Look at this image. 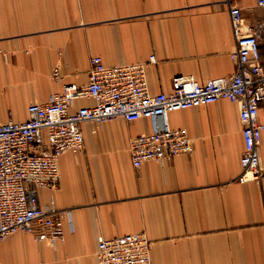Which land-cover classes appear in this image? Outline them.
Masks as SVG:
<instances>
[{"label": "crops", "instance_id": "0c3cea01", "mask_svg": "<svg viewBox=\"0 0 264 264\" xmlns=\"http://www.w3.org/2000/svg\"><path fill=\"white\" fill-rule=\"evenodd\" d=\"M231 7L248 26L264 20L257 0H0V108L13 114L0 115V124L26 121L31 104L48 102L65 85L86 86L96 56L108 67L154 56L147 69L153 95L171 93L179 80L233 76ZM260 51L264 65V37ZM93 105L81 99L74 111ZM169 121L188 131L194 153L140 169L130 141L151 133L149 120L85 124V150L63 155L58 190L40 193L43 205L53 195L70 212L65 240L53 246L19 232L0 244V264H99V236L142 232L153 242V264H264V179L238 181V104L172 112ZM260 154L264 165V133Z\"/></svg>", "mask_w": 264, "mask_h": 264}, {"label": "built area", "instance_id": "2783aa9c", "mask_svg": "<svg viewBox=\"0 0 264 264\" xmlns=\"http://www.w3.org/2000/svg\"><path fill=\"white\" fill-rule=\"evenodd\" d=\"M257 5L264 8V0H257ZM230 16L237 39V51L232 55L237 70L229 78L205 84L179 80L171 93L153 95L147 69L156 64L154 56L148 63L110 67L96 56L91 58L86 86L65 85L63 92L52 94L48 102L31 104L26 121L10 119L0 124V244L19 232L53 246L65 240L64 223L71 218L70 212L59 209L53 195L43 205L40 193L58 190L63 155L85 150L83 126L87 123L102 124L120 117L129 122L149 120L151 133L130 141L133 166L140 169L146 162L164 164L194 153L188 131L171 127L170 113L228 100L238 104L243 126L244 153L238 181L261 183L264 65L260 48L264 20L248 26L239 7H231ZM54 77L61 79L57 68ZM81 99L92 100L94 105L74 111ZM9 116L12 118L11 113ZM152 251L153 242L143 232L98 238L99 264H153Z\"/></svg>", "mask_w": 264, "mask_h": 264}, {"label": "rangeland", "instance_id": "374dc122", "mask_svg": "<svg viewBox=\"0 0 264 264\" xmlns=\"http://www.w3.org/2000/svg\"><path fill=\"white\" fill-rule=\"evenodd\" d=\"M0 115L2 116L3 119H6L9 117V113H8V110L6 107L0 108ZM12 116H13V114H12Z\"/></svg>", "mask_w": 264, "mask_h": 264}]
</instances>
